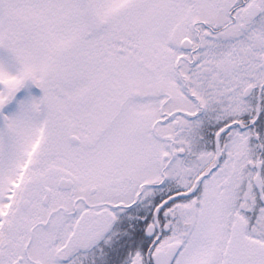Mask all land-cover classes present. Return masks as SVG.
<instances>
[{
    "label": "snow or ice",
    "instance_id": "obj_1",
    "mask_svg": "<svg viewBox=\"0 0 264 264\" xmlns=\"http://www.w3.org/2000/svg\"><path fill=\"white\" fill-rule=\"evenodd\" d=\"M0 264H264V0H0Z\"/></svg>",
    "mask_w": 264,
    "mask_h": 264
},
{
    "label": "rangeland",
    "instance_id": "obj_2",
    "mask_svg": "<svg viewBox=\"0 0 264 264\" xmlns=\"http://www.w3.org/2000/svg\"><path fill=\"white\" fill-rule=\"evenodd\" d=\"M32 87V92L35 94V95H42V94H40L38 91H37V89H36V87L33 85V86H31ZM21 94H23V91H22V93ZM15 110V107L14 106H8V107H6L5 108V112H7V113H11L12 111H14Z\"/></svg>",
    "mask_w": 264,
    "mask_h": 264
},
{
    "label": "trees",
    "instance_id": "obj_3",
    "mask_svg": "<svg viewBox=\"0 0 264 264\" xmlns=\"http://www.w3.org/2000/svg\"><path fill=\"white\" fill-rule=\"evenodd\" d=\"M37 91L40 92L42 94V90H40L39 88H37Z\"/></svg>",
    "mask_w": 264,
    "mask_h": 264
}]
</instances>
